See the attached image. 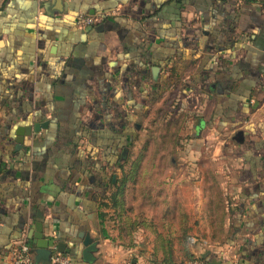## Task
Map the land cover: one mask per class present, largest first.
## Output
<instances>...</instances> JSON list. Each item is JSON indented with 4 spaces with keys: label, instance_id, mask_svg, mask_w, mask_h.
<instances>
[{
    "label": "crops",
    "instance_id": "0c3cea01",
    "mask_svg": "<svg viewBox=\"0 0 264 264\" xmlns=\"http://www.w3.org/2000/svg\"><path fill=\"white\" fill-rule=\"evenodd\" d=\"M79 14L95 24L78 27ZM164 120L204 158L191 255L264 264V4L0 0V264L23 240L48 262H37L38 224L74 264H156L138 241L115 242L99 214L146 124ZM81 232L98 241L91 263Z\"/></svg>",
    "mask_w": 264,
    "mask_h": 264
},
{
    "label": "rangeland",
    "instance_id": "374dc122",
    "mask_svg": "<svg viewBox=\"0 0 264 264\" xmlns=\"http://www.w3.org/2000/svg\"><path fill=\"white\" fill-rule=\"evenodd\" d=\"M146 127L139 143L127 153L125 169L118 173L121 190L117 182L108 188L110 204L102 208L103 213L107 211L104 226L115 242L128 248L138 241L143 246L139 251L149 253L156 264H189L202 258L191 252L202 245L198 228L204 202L199 195L204 186L198 185V179L204 170L198 163L204 158L195 139H185L175 127L168 129L165 120L156 125L149 121ZM213 157L212 152L205 154L206 165L211 166ZM207 170L213 177V168ZM113 194H118L117 205L110 199ZM184 227L191 228L186 235L181 233ZM181 236L185 240L177 241ZM150 239L153 242L148 244ZM168 258L170 263L165 261Z\"/></svg>",
    "mask_w": 264,
    "mask_h": 264
},
{
    "label": "water",
    "instance_id": "95a60500",
    "mask_svg": "<svg viewBox=\"0 0 264 264\" xmlns=\"http://www.w3.org/2000/svg\"><path fill=\"white\" fill-rule=\"evenodd\" d=\"M46 126V124H45ZM44 124L36 125L34 129L28 128L26 130V134L30 136L32 132H39L41 128L45 127ZM19 145H22L23 143V136L18 140ZM90 221L92 222V227L95 230L99 229V223H98V216L96 213L92 214L90 216ZM37 232L33 234L34 237V244L37 246L36 254H37V262L40 263L42 260L49 261L51 256L53 255V248L50 246V242L46 239H44L43 235V228L41 224L37 225ZM79 238L82 240V244L84 246V252H83V259L87 263L93 262V253L97 251L98 241H96L92 236L90 232H81L79 234ZM33 251V249H32ZM56 251L61 254H71V250L66 248V245L64 243H58L56 247ZM34 253V251H33ZM211 264H220V262L217 259H213L211 261Z\"/></svg>",
    "mask_w": 264,
    "mask_h": 264
},
{
    "label": "built area",
    "instance_id": "2783aa9c",
    "mask_svg": "<svg viewBox=\"0 0 264 264\" xmlns=\"http://www.w3.org/2000/svg\"><path fill=\"white\" fill-rule=\"evenodd\" d=\"M39 2L43 0H38ZM96 20L93 17L79 14L77 17V25L81 28H86L95 24ZM11 264H37L33 258V251L31 246L25 241L12 246L8 253ZM41 264H74L71 256L56 253L53 254L50 260ZM190 264H211L208 260L196 259Z\"/></svg>",
    "mask_w": 264,
    "mask_h": 264
},
{
    "label": "trees",
    "instance_id": "16d2710c",
    "mask_svg": "<svg viewBox=\"0 0 264 264\" xmlns=\"http://www.w3.org/2000/svg\"><path fill=\"white\" fill-rule=\"evenodd\" d=\"M236 1H243V2H245V3H249V4H264V2H263L262 0H236ZM156 100H157V99H156ZM156 100L154 99L153 101H156ZM108 180H109V183H110L109 186H110V185L112 186V185H113V178L110 177ZM125 181H126V178L124 177V180H122L121 183L124 184ZM124 185H125V184H124ZM117 189H118V190H121L120 186L117 187ZM106 191H107V188H106ZM119 194H120V192H119ZM117 195H118V194H113V196L110 198V199L113 201L114 205H117V203H118ZM106 199H108V198H106ZM107 202H109V199H108ZM107 202H106V204H105V202L102 203L101 206H102L103 208H107V207H108ZM109 204H110V202H109ZM102 207H101V208H102ZM105 218H106L105 213H100V214H99V219H100V221H101V226H102V227H104ZM102 232H103V234H104V236H105L106 239H110L109 236L106 234V231L103 230ZM169 247H170V246H169ZM197 259L208 260V261L210 262L209 258H197ZM194 260H196V259H193L192 261H194ZM165 261H166V263H169V262H170V258L166 259ZM190 263H191V262H190ZM190 263H189V264H190Z\"/></svg>",
    "mask_w": 264,
    "mask_h": 264
}]
</instances>
